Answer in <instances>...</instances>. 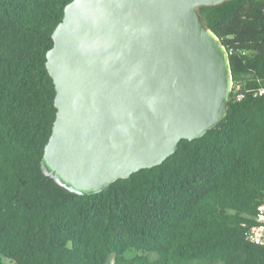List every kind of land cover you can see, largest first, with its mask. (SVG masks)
I'll return each instance as SVG.
<instances>
[{
  "label": "trees",
  "instance_id": "1",
  "mask_svg": "<svg viewBox=\"0 0 264 264\" xmlns=\"http://www.w3.org/2000/svg\"><path fill=\"white\" fill-rule=\"evenodd\" d=\"M70 1L0 0V264H264L245 237L264 197V97L249 92L264 86V0L197 7L228 51L225 117L93 194L41 166L57 112L47 52Z\"/></svg>",
  "mask_w": 264,
  "mask_h": 264
},
{
  "label": "water",
  "instance_id": "2",
  "mask_svg": "<svg viewBox=\"0 0 264 264\" xmlns=\"http://www.w3.org/2000/svg\"><path fill=\"white\" fill-rule=\"evenodd\" d=\"M224 1L68 2L47 52L57 112L44 173L76 193H97L215 127L232 72L197 7Z\"/></svg>",
  "mask_w": 264,
  "mask_h": 264
},
{
  "label": "built area",
  "instance_id": "3",
  "mask_svg": "<svg viewBox=\"0 0 264 264\" xmlns=\"http://www.w3.org/2000/svg\"><path fill=\"white\" fill-rule=\"evenodd\" d=\"M233 84V82H232ZM232 84L230 91L232 90ZM255 97H264V86L250 89L249 91ZM244 94H238V99H241ZM254 223L246 229L245 237L248 241L264 245V197L257 206L256 214L254 215Z\"/></svg>",
  "mask_w": 264,
  "mask_h": 264
},
{
  "label": "rangeland",
  "instance_id": "4",
  "mask_svg": "<svg viewBox=\"0 0 264 264\" xmlns=\"http://www.w3.org/2000/svg\"><path fill=\"white\" fill-rule=\"evenodd\" d=\"M137 253H140V252L135 251V250H131V251L128 252V255H129V256H134V255H136Z\"/></svg>",
  "mask_w": 264,
  "mask_h": 264
},
{
  "label": "bare ground",
  "instance_id": "5",
  "mask_svg": "<svg viewBox=\"0 0 264 264\" xmlns=\"http://www.w3.org/2000/svg\"><path fill=\"white\" fill-rule=\"evenodd\" d=\"M232 84V83H231ZM231 92V91H230Z\"/></svg>",
  "mask_w": 264,
  "mask_h": 264
}]
</instances>
